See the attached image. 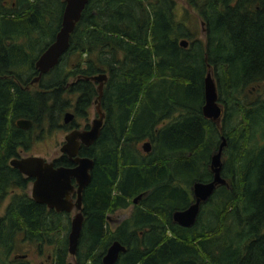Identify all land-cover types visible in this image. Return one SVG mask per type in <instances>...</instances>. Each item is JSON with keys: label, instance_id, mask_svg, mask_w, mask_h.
<instances>
[{"label": "trees", "instance_id": "obj_1", "mask_svg": "<svg viewBox=\"0 0 264 264\" xmlns=\"http://www.w3.org/2000/svg\"><path fill=\"white\" fill-rule=\"evenodd\" d=\"M184 1L203 23L202 40L175 19L174 0H87L54 67L64 74L65 108L75 94L77 114L95 98V84L80 77L66 86L67 72L107 75L95 150L80 149L94 158V168L73 264H101L112 241L125 247L114 264H264V0ZM63 5L0 0V75L17 66L31 72L59 28ZM181 38L192 39L182 47ZM207 70L222 109L218 125L200 110ZM44 93L0 78V149L7 143L0 150V204L10 190L21 191L11 193L0 216L4 255L19 237L40 252L41 243L58 241L60 228L68 230L63 214L31 200L28 178L6 164L21 139L15 133L11 140L9 121L37 116ZM221 136L226 184L201 204L192 226H178L171 212L189 204L193 182L211 179L209 158ZM145 139L147 153L138 147ZM139 194L130 215L110 228L105 216ZM65 255L64 237L50 264H69ZM23 259L13 255L6 264Z\"/></svg>", "mask_w": 264, "mask_h": 264}, {"label": "water", "instance_id": "obj_2", "mask_svg": "<svg viewBox=\"0 0 264 264\" xmlns=\"http://www.w3.org/2000/svg\"><path fill=\"white\" fill-rule=\"evenodd\" d=\"M64 5L60 16V26L56 32L53 41L41 52L35 60V67L39 75L46 72L54 64L57 63L60 55L68 46V38L75 23L78 21L81 11L87 0H63ZM203 25L202 22H200ZM179 45L185 47L187 41L179 40ZM86 80L96 82V98L94 100V108L97 117L94 118L87 130H71L64 136V144L60 149L69 159L76 163L74 167H57L53 168L50 163L44 162L41 157L27 156L19 159H11L10 165L25 176L33 178L30 196L36 203H44L48 208H54L56 212H69L72 207L79 209L81 203V189L89 181L88 170L92 167L93 161L89 157H80L77 155L79 144L89 145L92 143L99 133L103 112L99 105V99L102 93L103 82L106 79L104 73H97L91 76H84ZM34 77L32 81H36ZM216 87L213 77L209 70L206 71L203 78V103L201 105V114L204 118L211 120L216 125L220 122L221 106L217 102ZM72 118L70 112L64 113V122H68ZM23 120H18L16 124L21 125ZM225 145V140L221 136L217 149L210 155L209 169L211 171V179L207 182L195 181L190 186L192 201L187 207L171 212V220L181 227L188 228L192 226L196 220L199 206L205 202L217 185H225V180L220 176L221 150ZM143 152L149 150L147 141L142 144ZM74 179L76 186V198L74 203L69 200V193L72 191L70 179ZM133 202L135 200L133 199ZM82 223V214L80 210L73 215L70 220L69 229L66 236V249L70 256L76 252L78 237L80 234ZM125 247L118 241H112L101 257V264H113L119 253L124 252ZM23 255H15L14 257H22Z\"/></svg>", "mask_w": 264, "mask_h": 264}, {"label": "flooded vegetation", "instance_id": "obj_3", "mask_svg": "<svg viewBox=\"0 0 264 264\" xmlns=\"http://www.w3.org/2000/svg\"><path fill=\"white\" fill-rule=\"evenodd\" d=\"M59 26H60V24H59ZM58 29H57V31H58ZM56 32H55V34H56ZM55 34H54V36H55ZM54 36H53L52 40L47 43V45L44 47V49L53 41ZM41 52L38 54V56L41 54ZM37 57L35 58V60L37 59ZM35 60L33 62V67L31 69V72L28 71L26 73L25 72L26 71L25 66L24 67H18L17 66L15 68L11 67L9 69H6V73L7 74L4 73V74H1L0 75V78H7L9 81H14V82L18 83V85L20 86V88L23 89L24 91L26 90V91H29L31 93H33V92H40V91L41 92L42 91L45 92L44 94H39L40 95V100H43V107H42L41 111H39V114L37 116H34L33 118H29V117H17L15 119H12L11 121H9L8 128L7 129H8V131L11 134V137H12V139L11 138L10 139L13 141L14 136H15V133H18V135H19V137L21 139H20V141L15 142L13 144L12 150H14V153L8 158V160L6 161V164L9 167L14 168L9 163V161L11 159H19V158L27 157V156H37V157H41L44 162L50 163L53 168H57V167H69V168H71V167H74L76 165V163L73 162L71 159H69L60 150L62 148L63 144H64V141H65L64 140V136H65L66 133H68L69 131L74 130V129L81 131V130H87L89 128L91 121L94 118L97 117V114H96V111H95V108H94V105H95L94 100H95L96 96L91 101V104L85 110L82 109L81 113H79V114H77L75 112V103H76L75 102V98H76V95L75 94L71 95V97L73 99L70 97L69 98L70 100L69 99L67 100V102H66V108H65V100H64V95H63V90L65 89V84H63L64 74H63V72L60 73L57 70L58 73H59V75H58V73L56 72V70H54V67L58 64V61L51 68H49L46 72L41 73L39 75L38 70H37V68L35 67V64H34L35 63ZM58 60H59V58H58ZM34 77H37V80L36 81H32ZM80 77L82 79H84L83 78L84 76L79 75V74L73 76L70 80L66 81V86L69 85V84H71L74 80H76V79H78ZM25 79H28V80L24 83L23 81ZM54 79H55V81L57 80V82L55 83V85L57 84L55 86V88H49V89H47L48 86H49V84L54 82L53 81ZM84 80H86V79H84ZM88 81H90V80H88ZM105 81H106V79H105ZM91 82L95 84V92H96V85H97V83L96 82H93V81H91ZM21 85H23V86H21ZM58 87H60L61 89L58 90ZM52 89H55L56 92L55 93H51L52 92ZM96 95H97V93H96ZM99 105H100V103H99ZM90 106L93 107V109L95 111V116L89 122H87V114H88V110H89V107ZM65 112H70L72 114V118L68 122H66V123L64 122V113ZM102 112H103V117H102L101 125H100V128H99L98 136L89 145L79 144L78 151H77V155L78 156H80V157H89L93 161L92 167L88 170V173H89V181L81 189V192H80V195H81L80 208L79 209H76V208L72 207L69 212H65V211H60L59 212V213H62L64 216H66V221L68 223V229H69L70 220L73 217V215L77 212V210H80V212H81V210H84V197H83L84 196V191H85L86 187L88 186V184H89V182H90V180L92 178V172H93V168H94V158L92 156H88V155L81 154L80 153V149L85 148L87 150L89 149V151L95 150L96 141H97V139L100 136L101 127H102V125L104 123V120L106 118V113L104 111H102ZM79 117L80 118L82 117L83 120L86 121V122L84 124H80V123L76 122V119L79 118ZM18 120H23V122H22L21 125L16 124V122ZM12 126L16 129V131H12L11 130V127ZM53 130H60L61 132L64 133L63 134V139L60 142L59 147L57 149L58 152H59V154L56 157H53L51 159H47V158H45L43 156H40L39 154H36V153H33V152H31L33 154H30L29 152L31 151L32 145L34 143L44 141L46 139V137L50 134V132L53 131ZM7 139H8V143H9V137ZM145 141H147L149 143L148 140L145 139L143 142H145ZM143 142L140 145V149L142 150V152H143V149H142ZM6 144H4L1 147L0 150H5L7 148V146H5ZM149 150H150V146H149ZM149 150L147 152H149ZM147 152H143V153H147ZM64 158H65V161L63 163ZM14 169H16V168H14ZM23 177L24 178H28V181L26 183V187L24 189V192L27 194V196L31 200H33L31 198V196H30V189H31V185H32L33 178H31V177H25V176H23ZM70 183L72 185V191H70V193H69V200H70L71 203H74V200L76 198L75 190H76L77 184H76L75 180L72 179V178L70 179ZM13 192H15V190H10L5 195L4 199L8 195H11V193H13ZM190 194H191V191H190ZM141 196H142V194H139V195L133 197L132 199H134L135 202H133V200L131 199L132 205L136 204L137 201L141 198ZM191 201H192V197H191ZM37 204L43 205L46 210H53V211L55 210L54 208H48L46 206V204H44V203H37ZM201 204H200V206H201ZM6 205H7V202L6 201L4 203L2 202L0 204V209H3L4 210L5 207H6ZM200 206H199V210H200ZM126 208L127 207H125L123 209H126ZM123 209L118 208L116 210H123ZM72 211H73V214L70 216V213ZM54 212H56V211H54ZM111 215H112V213L111 214H107L105 216V219L107 220V222H110V216ZM82 219H83V216H82ZM122 220H117V222L115 224H118ZM67 232H68V230H67ZM66 236H67V233H66ZM66 236H65V241H66ZM79 236H80V234H79ZM78 239H79V237H78ZM43 244H46V243H43ZM66 245H67V241H66ZM77 248H78V242H77L76 252L72 256V260H73L72 263H75V256H76V253H77ZM66 253L68 254L67 249H66ZM119 254H118V257H119ZM102 255H103V253L100 256V263H101V257H102ZM22 257L25 258L24 256H22ZM118 257H117V259H118ZM45 259H50V255L47 254L45 256ZM117 259H116V261H117Z\"/></svg>", "mask_w": 264, "mask_h": 264}, {"label": "rangeland", "instance_id": "obj_4", "mask_svg": "<svg viewBox=\"0 0 264 264\" xmlns=\"http://www.w3.org/2000/svg\"><path fill=\"white\" fill-rule=\"evenodd\" d=\"M174 2H175V6H174L175 19L181 20L183 23L189 26L192 30H194L195 33H194L193 38L196 37L202 40L203 39V31H202L203 25L200 24L201 22L200 18L197 16L194 10L189 8V6L184 0H174ZM181 39H185V38H181ZM191 39L192 38L185 39V40L189 42L191 41ZM71 78H72V75L68 74L67 72V74L65 75V80L68 81ZM94 116H95V111L93 107L90 106L88 110V114H87V122H89ZM76 122L80 124H84L86 121H84L82 117L81 118L79 117L76 119ZM138 124L141 125V122ZM63 134L64 133L61 132L60 130L51 131L44 141L34 143L29 153L30 154L36 153L47 159L56 157L59 154L57 149L59 147L60 142L63 139ZM142 142L138 144L139 149H140V145ZM20 192L21 191L18 189L15 190V193H20ZM10 196L11 195H8L4 199L3 203L5 201L7 202ZM132 206H133L132 203H129L126 209L114 211L112 215L110 216V222H108L109 227L110 228L114 227L117 220H122L128 217L131 213ZM2 214H3V209H0V216ZM72 214H73V211L70 213V216ZM62 220H63L62 224L66 227V225L68 224L66 221V216L63 215ZM66 233H67V230H62V228H60L59 231H57V233L55 234V237L58 238V241L54 242L52 245L41 243L40 252H39V249L37 248V245L34 242L22 241L20 240V237H19V239L16 240L13 248L7 255H4L2 252H0V264H6V262H9L10 260H12L13 255L14 256L23 255L25 257L23 260L26 264H50V259H45V256L47 254H49L50 256L53 255L54 250L56 249L58 244L61 242V240L66 236ZM65 260L69 264H73L72 256H70L67 253L65 255Z\"/></svg>", "mask_w": 264, "mask_h": 264}]
</instances>
